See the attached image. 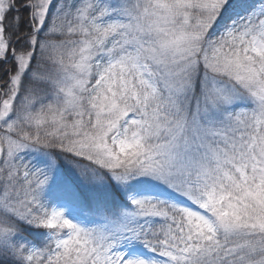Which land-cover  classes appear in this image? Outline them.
<instances>
[{
    "label": "snow or ice",
    "instance_id": "6c2138e0",
    "mask_svg": "<svg viewBox=\"0 0 264 264\" xmlns=\"http://www.w3.org/2000/svg\"><path fill=\"white\" fill-rule=\"evenodd\" d=\"M0 264H264V0H0Z\"/></svg>",
    "mask_w": 264,
    "mask_h": 264
}]
</instances>
